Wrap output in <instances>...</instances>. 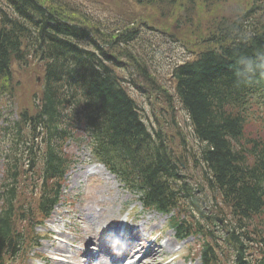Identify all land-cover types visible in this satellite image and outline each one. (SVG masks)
I'll return each mask as SVG.
<instances>
[{
	"label": "trees",
	"instance_id": "obj_1",
	"mask_svg": "<svg viewBox=\"0 0 264 264\" xmlns=\"http://www.w3.org/2000/svg\"><path fill=\"white\" fill-rule=\"evenodd\" d=\"M164 1L134 0L141 6ZM258 8L257 13L250 6L241 14L214 19L202 40L204 46L172 70L174 101L187 112L192 134L201 144L199 159L192 164L202 170L209 190L229 210L225 241L235 248L234 264H243L237 228L241 224L244 229L241 221L262 218L264 207V139L244 137L242 118L235 113L241 98L236 85L247 82L254 88L264 76V6ZM87 18L71 0H0V80L9 83L12 61L21 60L25 52L43 63L35 110L21 111L7 129L12 144L5 149L10 184L2 187L5 207L0 212V245L7 249L19 243L18 231L9 229L15 215L11 213L13 186L16 176L25 172L16 153L22 151L26 164L38 167V204L48 215L64 168L60 145L69 129L79 125L89 135V145L102 147L104 153L112 150L118 165L134 172L131 178L139 185L148 186L152 201L167 208L187 199L194 210L200 209L188 191L189 177H182L175 167L176 163L183 168L180 156L173 157L160 134L151 137L139 120L125 80L112 68L123 56L137 65L145 57L141 50L129 49L139 31L120 25L112 28L113 34L102 33ZM263 253L257 264H264ZM208 261L216 264L214 257Z\"/></svg>",
	"mask_w": 264,
	"mask_h": 264
},
{
	"label": "rangeland",
	"instance_id": "obj_2",
	"mask_svg": "<svg viewBox=\"0 0 264 264\" xmlns=\"http://www.w3.org/2000/svg\"><path fill=\"white\" fill-rule=\"evenodd\" d=\"M77 4L78 9H82L87 12V19L93 21L96 28L99 31H109L110 29L123 25L133 26L139 31L136 42L129 46V49L133 53L143 52L145 57L143 58L148 64L146 71L152 73V77L148 78L140 76L138 74L132 75L135 85L128 81L129 75L126 69V59H120L122 68L116 69V72L127 79L125 82L128 91L135 98L140 113L144 122L147 124L150 131L156 129L159 130V126L168 132L169 137L166 136L168 141L172 140V148L181 156H185L187 152L197 151L200 143H198L192 136L190 131V123L186 118L185 112L181 110L177 102L174 101L172 96L166 97L165 102L161 99L160 93H156L157 87L167 84L168 72L171 69L173 63H177L181 60L191 57L196 51L203 47V39L209 28L212 26L214 19L221 15L232 17L235 13L241 14L248 7H253L252 13L259 12L258 6H264V0H165L163 3L156 4L157 6L137 5L134 0H72ZM189 13V15H188ZM29 60V58L24 59ZM39 71L37 65H32L25 69H16V78L18 79V86L14 90V98L8 95L0 98V126L2 125V119L10 117L14 119L16 117V111L19 106L31 105L32 94L39 89L38 83L34 80V75ZM170 84V83H169ZM168 84V85H169ZM16 86L14 80L10 84V90H13ZM176 108V109H175ZM258 113L264 114V106L257 110L255 115L251 117L248 122L249 131L246 134L250 135L255 131H264V120H262ZM164 128V129H163ZM1 140V136H0ZM5 145V142H0V148ZM85 147H75L73 149V156L76 157L78 162L70 168L67 173L63 199L56 206L52 217L38 227V231L41 233L49 232L54 229V233L62 228V221H67L68 218L64 217L67 210L73 209L72 216L69 217L70 221L80 222V225H84L87 228V221L92 220L96 216V220H102L101 224L93 231H106L111 222L104 223V219L108 220L109 212L111 209L115 211L110 216L116 220L113 223L126 219L124 216L122 220L119 213L122 214V207L119 206L117 197L122 200H129L135 202L134 196H130L129 193L119 188H105L100 183L97 177L90 176L87 178L79 176L77 166L81 161H87L91 158L88 150ZM197 157H190V161H186L187 169L182 171L188 176H192L198 188L206 190L204 188V182L200 177L201 171L195 168L192 161H196ZM76 161V160H75ZM3 160L0 155V175L2 173ZM87 167H93L92 165ZM77 179L79 181L77 183ZM1 180V177H0ZM116 186H118L116 184ZM29 193V188L26 189ZM212 192L207 191V196L210 197ZM213 198L214 195L212 196ZM33 206L34 202H31ZM137 211L139 205L134 204ZM73 208H72V207ZM157 216H161L154 213ZM137 223L142 227L144 221V215L140 213ZM31 219H36V214L31 213ZM88 223H91L92 221ZM126 220H129L128 218ZM132 220V218L130 219ZM264 221V220H263ZM136 223V220L133 219ZM78 225L75 231H79L77 236L86 239L90 236L88 231H84L82 226ZM145 227L141 228V231H146ZM150 227V226H149ZM63 230H66L63 228ZM71 230V229H70ZM72 231V230H71ZM147 232V231H146ZM48 240H42L41 246L35 249L32 257V251H29L26 256L27 264H44L43 259H38L37 253L43 254L50 252L48 243L53 240V236ZM74 237V235L72 234ZM65 237L70 238L68 234ZM75 239H77L75 237ZM51 243V242H50ZM197 250V245L194 244L193 251ZM196 256V254H195ZM197 262V261H196ZM187 263H189L187 261ZM193 263V262H192Z\"/></svg>",
	"mask_w": 264,
	"mask_h": 264
},
{
	"label": "bare ground",
	"instance_id": "obj_3",
	"mask_svg": "<svg viewBox=\"0 0 264 264\" xmlns=\"http://www.w3.org/2000/svg\"><path fill=\"white\" fill-rule=\"evenodd\" d=\"M186 160V156H184V161ZM200 162H197V166L200 167ZM98 166L99 168H101L102 170H104L103 167L99 166V165H96ZM105 171V170H104ZM106 172V171H105ZM96 218H92V221H95ZM110 220V218L106 221L108 222ZM166 246H172L173 243L172 242H167L165 243ZM58 249H62L61 247H58ZM88 253V252H87ZM147 253L149 255V258L153 261L147 263V264H155V261L157 260H161V258L163 257L164 255V252H163V247L162 246H159V245H154V246H151L149 248V250H147ZM93 256V255H92ZM91 256V257H92ZM113 258H118V255L117 254H112ZM74 261H77L78 263H83L85 260H87L88 258L87 257H84V258H73ZM118 260V259H117ZM142 260H139L137 259L136 260V264H140ZM52 264H57V260H52L51 261ZM99 264V263H98Z\"/></svg>",
	"mask_w": 264,
	"mask_h": 264
}]
</instances>
